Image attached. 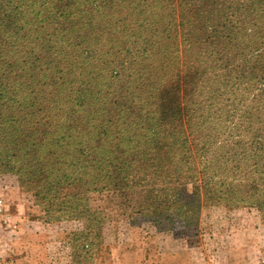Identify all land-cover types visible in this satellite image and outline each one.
<instances>
[{
    "label": "trees",
    "instance_id": "1",
    "mask_svg": "<svg viewBox=\"0 0 264 264\" xmlns=\"http://www.w3.org/2000/svg\"><path fill=\"white\" fill-rule=\"evenodd\" d=\"M39 1L46 12L40 20L42 27L34 20L32 3H28L26 9L22 4L15 5L21 9V20L17 13L0 9V169L15 172L26 185L23 186L39 197L49 215L48 220L59 219L62 215L70 220H86L83 231L73 233L83 239L85 259L94 255L92 247L98 245L97 240L100 243L106 219L90 206L89 193L93 186L102 183L93 160L111 163L117 156V146L123 148L124 143H130L131 158H134L131 164L122 163V170L134 165L136 169L146 166L154 171L151 170V175L162 182L149 189L147 195L140 193L136 199L126 192L122 194L123 202L132 200L135 213L131 216L140 213L161 226L172 222L181 212L184 222L193 224L199 211L197 188L204 190L206 200L215 201L226 200L221 198L229 192H239L238 185H211L213 175H203L202 183L195 182L191 194L185 188L179 189L188 177L192 180L195 175L185 173L181 180L176 179L178 163H173L172 157H177V151L181 152L182 147L188 153L193 149L197 153L205 150L190 144L177 129V124L190 115L192 103L188 97L191 92L206 84L198 83L208 69L205 59L219 60L228 56L226 59L235 62L236 56L243 53L242 62L228 68V75L233 80H227L233 83L254 81L261 84L264 92V48L256 49L255 46L250 50L249 45L243 46L241 41L248 35V40L258 38L264 45V0H223L231 3L238 25L235 20L222 23L211 17L210 25L207 24L204 10H209L214 1L221 0H131L127 4L132 7L131 14H124L128 11L123 8L117 9L119 5L114 0H83L85 32L97 31L112 40L114 32L130 27L145 29L148 46L141 48L134 44L138 61L123 62L124 77L109 90L99 87L96 96L86 86H92L91 80H98V77L91 68L83 65V111L73 113L67 112L74 108L66 101L72 95L62 94L61 90L66 80H79L74 72L75 61L69 53L78 37L68 30L52 31L47 27L54 13L62 8H76V1L56 0L60 6L52 0ZM177 9L182 27L176 22ZM130 15L135 18V23L123 17ZM158 31H164L165 36ZM62 37L66 38L61 40ZM180 45L184 50L182 56L179 55ZM137 62L136 71L131 73ZM60 111L67 113L61 117ZM59 119L66 132L58 125ZM82 132L83 177L76 174L79 157L68 144L70 140L76 141L74 138H79ZM52 134L55 145H52ZM116 139L120 142L116 143ZM153 144L163 153L159 162L164 164H158L156 170L148 163L144 164L148 162L144 155ZM235 144L223 147L221 153L237 165L240 154L252 158L255 164L252 172L255 173L245 184L260 186L258 181L264 179V141L253 140L247 153L239 151ZM86 150L92 152L93 160L87 161L89 159L84 157ZM196 166L191 164V167ZM239 185L243 187V184ZM89 227L92 229H87Z\"/></svg>",
    "mask_w": 264,
    "mask_h": 264
},
{
    "label": "rangeland",
    "instance_id": "2",
    "mask_svg": "<svg viewBox=\"0 0 264 264\" xmlns=\"http://www.w3.org/2000/svg\"><path fill=\"white\" fill-rule=\"evenodd\" d=\"M74 1L76 8H62L54 13L47 27L52 31L68 30L78 37V40H74L76 44L70 46L69 53L75 61L74 72L79 80H66L61 90L62 94L72 95L66 99L74 108L67 111L71 113L83 111V65L91 68L95 77H98V80H91L92 86H86L96 96L99 87L109 90L124 77L123 62L138 61L135 45L141 48L148 46L145 29L130 27L119 33L114 32L112 40L104 33L85 32L83 0ZM56 2L58 6L61 5L52 0V3ZM129 2L131 0H114L119 5L117 9L128 11L124 14L132 13V7L127 6ZM28 3L34 5V20L42 27L40 20L46 16V12L39 0H0V9L17 13L21 20V9L15 5L22 4L26 9ZM216 3H209L213 6L209 5L211 8L204 10L203 16L208 25L209 17L222 23L231 19L236 21V25L239 24L236 12L230 8L231 3L223 0ZM176 15L179 24L181 17L178 9ZM123 17L135 23L133 16ZM158 34L165 36L164 31H158ZM241 41L243 46L248 44L250 50L255 46L256 49L264 48L258 38L248 40L247 35ZM183 52V46L180 45L179 55L182 56ZM226 57L219 60L205 59L208 69L198 83L206 84L201 89H193L188 97L192 103L190 115L177 124L182 137L186 136L190 144L200 149L204 147V152L197 153L193 149L188 153L182 147L181 152L177 151V157L172 159L173 163H178L176 179L181 180L185 173L195 175L192 180L188 177L186 184L179 188L187 189L189 194L195 182L199 185L202 183L200 179L203 175L215 176L211 185H238L239 192H229L224 195L225 198H221L226 200L217 202L214 199L206 200L204 190L197 188L199 211L194 215L195 223L186 224L183 213L179 212L172 222L158 226L140 213L131 216L135 213L130 203L132 200L123 202L125 198L122 194L125 192L136 199L140 193L147 195L149 189L162 183L155 175H151L152 169L146 166L136 169L134 165L122 170V163L133 162L131 144L124 143L123 148L117 146V156L111 163L103 159L93 160L92 152L86 150L84 157L89 159L87 161H95L98 175L102 178V183L93 186L89 193L90 206L100 211L106 219L101 229L100 243L97 240L98 245L92 247L94 255L85 259L83 239H78L77 234L83 231L86 220H70L64 215L59 219L48 220L49 215L39 197L25 188L26 185L22 184L15 172L1 168L0 264H264V179L258 181L260 186L246 185L245 181H251L255 173L252 172L255 168L253 159L247 154H240L237 165L221 153L223 147L234 143L239 151L245 150L247 153L253 140L264 141V92L261 84L254 81L231 82L233 78L228 75V68L240 64L244 54L239 53L235 62ZM138 65V62L135 63L131 73L136 71ZM67 86L69 89H66ZM62 106L65 107V104ZM67 112L60 111L61 117ZM57 123L66 132L62 119ZM52 140V145H55L54 134ZM74 140L68 144L79 157L76 174L83 177V148H80L83 146V132ZM118 142L120 140L116 139ZM161 152L153 144L144 155V158H148L144 164L148 163L156 170L158 164H164L159 162L160 154H163ZM191 164L197 166L191 167ZM128 168L131 169L126 170Z\"/></svg>",
    "mask_w": 264,
    "mask_h": 264
}]
</instances>
